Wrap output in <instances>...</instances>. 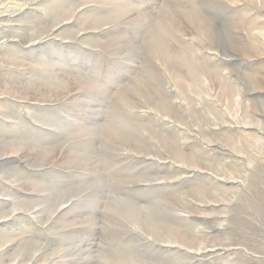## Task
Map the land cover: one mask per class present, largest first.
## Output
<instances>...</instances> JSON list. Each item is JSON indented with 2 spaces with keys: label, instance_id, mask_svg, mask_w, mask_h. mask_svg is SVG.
<instances>
[{
  "label": "rangeland",
  "instance_id": "374dc122",
  "mask_svg": "<svg viewBox=\"0 0 264 264\" xmlns=\"http://www.w3.org/2000/svg\"><path fill=\"white\" fill-rule=\"evenodd\" d=\"M0 264H264V0H0Z\"/></svg>",
  "mask_w": 264,
  "mask_h": 264
}]
</instances>
